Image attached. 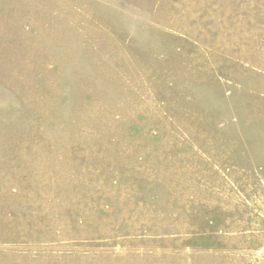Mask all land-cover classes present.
<instances>
[{
    "label": "rangeland",
    "instance_id": "1",
    "mask_svg": "<svg viewBox=\"0 0 264 264\" xmlns=\"http://www.w3.org/2000/svg\"><path fill=\"white\" fill-rule=\"evenodd\" d=\"M0 264H264V0H0Z\"/></svg>",
    "mask_w": 264,
    "mask_h": 264
}]
</instances>
